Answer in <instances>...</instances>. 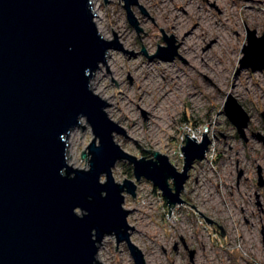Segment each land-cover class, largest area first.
I'll return each instance as SVG.
<instances>
[{"label":"rangeland","instance_id":"obj_1","mask_svg":"<svg viewBox=\"0 0 264 264\" xmlns=\"http://www.w3.org/2000/svg\"><path fill=\"white\" fill-rule=\"evenodd\" d=\"M107 1L92 0L94 20L105 39L111 41L114 30L122 48L135 53L108 50L114 75L100 64L90 86L107 97L110 119L128 136L114 133L120 148L147 159L153 157L146 151L151 149L181 170L184 134L197 143L202 132L210 139L206 156L189 170L183 204L168 207L151 182L134 180L129 162L117 161L112 168L115 181L129 178L136 184L135 198L126 194L123 205L130 209V237L145 264H264V144L256 136L264 135V69H238L246 27L259 36L264 30V0H138L150 17L131 5L143 31L138 34L126 19L123 0ZM160 29L173 35L177 53L188 63L178 55L148 59L140 51L142 44L154 55L157 44L166 45ZM229 95L249 115L244 137L222 111ZM82 120L79 125L85 127L73 129L67 156L71 166L81 169L88 168L89 159H81V151L87 152L93 137ZM111 237L99 245L97 260L135 264L125 243L116 247Z\"/></svg>","mask_w":264,"mask_h":264},{"label":"water","instance_id":"obj_2","mask_svg":"<svg viewBox=\"0 0 264 264\" xmlns=\"http://www.w3.org/2000/svg\"><path fill=\"white\" fill-rule=\"evenodd\" d=\"M137 2L123 0L122 6L138 34L142 29L131 5L149 15ZM95 15L91 0H0V264H102L98 248L107 236L115 238L116 247L125 243L135 264H145L130 237V209L123 205L126 194L135 198L136 184L129 178L115 181L112 168L117 161L129 162L134 180L151 182L172 207L184 203L181 193L189 170L209 149L205 132L200 143L184 134L183 165L177 170L164 154L148 149L152 158H136L120 148L114 133L128 136L108 118V103L89 81L101 63L110 74L108 50L135 52L122 48L112 28L113 39H105ZM160 30L166 45L157 44L154 55L142 44L140 51L148 59L178 55L188 63L177 53L173 35ZM245 35L238 69L261 71L264 30L259 36L246 27ZM222 111L244 137L248 113L230 95ZM81 117L93 134L87 152L81 151V159L89 155L83 169L66 161V138L76 126L85 127L79 125ZM256 136L264 144V135Z\"/></svg>","mask_w":264,"mask_h":264},{"label":"bare ground","instance_id":"obj_3","mask_svg":"<svg viewBox=\"0 0 264 264\" xmlns=\"http://www.w3.org/2000/svg\"><path fill=\"white\" fill-rule=\"evenodd\" d=\"M91 4H92V9L94 10V12H95V9H94V7H93V3H92V0H91ZM182 8L184 9V12L186 13L187 12V8H184V6H182ZM200 8V7H199ZM189 9H192V8H189ZM95 23H96V21H95ZM177 23H179V22H177ZM180 24V23H179ZM96 27H97V31H99L100 32V34L105 38L106 36L103 34V32L102 31H100V28H99V25H98V23H96ZM177 28V27H176ZM194 52V51H193ZM109 55V53L107 54V56H106V59H105V63H107V65L108 66H110V68H111V72H110V74L112 75L113 74V68L111 67V65H110V63L108 62V56ZM101 64H104V63H101ZM104 66H105V64H104ZM99 68H100V65H99ZM109 69V68H108ZM97 71V70H96ZM95 74V71L93 72V76L90 78V81H89V86H90V83H91V81L93 80V77L95 76L94 75ZM114 75V74H113ZM179 77V76H178ZM99 84V83H98ZM90 88H92V86H90ZM93 90V92L95 93V90L94 89H92ZM167 95V94H166ZM98 96H100L101 98H103V99H105L107 102H108V99H107V97L106 96H103V95H101L100 93H99V95ZM108 106V105H107ZM107 108V107H106ZM143 108H145V109H147L146 107H143ZM105 111H106V113H107V116L109 117V118H111V116H110V114H109V110L107 111V109H105ZM83 119V117H81L80 118V124H81V122H84V120H82ZM74 129V128H73ZM73 129H71L70 130V133L68 134V136H67V138H66V141H67V148H66V152H67V154H66V156H68V154H69V152H68V150H69V143H71V138H72V136H73V132H74V130ZM66 161H67V163H68V158L66 159ZM69 164V163H68ZM70 165V164H69ZM142 251V250H141Z\"/></svg>","mask_w":264,"mask_h":264},{"label":"flooded vegetation","instance_id":"obj_4","mask_svg":"<svg viewBox=\"0 0 264 264\" xmlns=\"http://www.w3.org/2000/svg\"><path fill=\"white\" fill-rule=\"evenodd\" d=\"M189 257H191V259H193V251H192L191 255H190V252H189Z\"/></svg>","mask_w":264,"mask_h":264},{"label":"trees","instance_id":"obj_5","mask_svg":"<svg viewBox=\"0 0 264 264\" xmlns=\"http://www.w3.org/2000/svg\"><path fill=\"white\" fill-rule=\"evenodd\" d=\"M153 189H154V190H157V188H155L154 186H153Z\"/></svg>","mask_w":264,"mask_h":264},{"label":"built area","instance_id":"obj_6","mask_svg":"<svg viewBox=\"0 0 264 264\" xmlns=\"http://www.w3.org/2000/svg\"><path fill=\"white\" fill-rule=\"evenodd\" d=\"M157 192H159V191H157ZM160 193V192H159Z\"/></svg>","mask_w":264,"mask_h":264},{"label":"clouds","instance_id":"obj_7","mask_svg":"<svg viewBox=\"0 0 264 264\" xmlns=\"http://www.w3.org/2000/svg\"><path fill=\"white\" fill-rule=\"evenodd\" d=\"M206 130V129H205Z\"/></svg>","mask_w":264,"mask_h":264}]
</instances>
